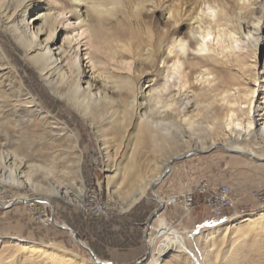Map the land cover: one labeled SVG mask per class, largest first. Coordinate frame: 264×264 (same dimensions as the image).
Listing matches in <instances>:
<instances>
[{
  "label": "bare ground",
  "instance_id": "6f19581e",
  "mask_svg": "<svg viewBox=\"0 0 264 264\" xmlns=\"http://www.w3.org/2000/svg\"><path fill=\"white\" fill-rule=\"evenodd\" d=\"M40 5H46V11L28 19ZM0 13L8 37L40 81L30 89L22 77L19 83L2 80L0 116L7 107L14 127L22 128L26 121V126L50 131V144H71L70 151L22 152L7 148L0 136V162L10 168L5 175L0 163L1 182L37 191L38 183L16 163L38 158L48 163V173L84 175L80 162L85 152L74 120L92 134L106 164L117 155L120 162L124 159L126 154H118V148L109 152V138L119 140L130 126L136 147H153L162 174L176 155L215 146L264 159V154L243 144L251 137L254 143L256 137L264 141V51L260 69L250 68L251 60L264 50V0H0ZM241 78L250 87L245 89ZM63 159L77 164L58 169L55 163ZM131 168L123 173L138 174ZM119 172L116 168L114 175ZM159 178L141 180V192ZM50 190L61 193L53 186ZM61 194L69 196L67 190ZM16 198L54 208L48 198ZM169 199L156 200L163 206ZM78 202L86 208L81 198ZM160 214L158 234L164 238L156 251L151 249L155 239H145L151 249L146 264H158L172 245L195 260L187 246L193 234H179ZM69 232L78 245L82 243L72 229Z\"/></svg>",
  "mask_w": 264,
  "mask_h": 264
},
{
  "label": "rangeland",
  "instance_id": "374dc122",
  "mask_svg": "<svg viewBox=\"0 0 264 264\" xmlns=\"http://www.w3.org/2000/svg\"><path fill=\"white\" fill-rule=\"evenodd\" d=\"M45 8L46 5H40L30 13L28 19L46 11ZM38 23L39 20H36L34 25ZM9 34L0 13V48L3 52H0V82L3 80L7 84L15 79L19 83L22 77L27 87L33 89L40 81L23 53L15 48L17 43L8 37ZM262 51H259L258 58L251 60L253 65L250 68H259ZM243 78L241 81L246 89L250 86L244 83ZM55 105L59 107L57 103ZM4 110V115L0 116V136H3L7 148L22 152L71 150V144L66 141H63L65 147L50 144V131L26 126V121L24 127H14L8 116V108ZM64 110L62 108V112ZM74 123L80 131L81 148L85 152V159L80 162L86 171L84 175L63 177L59 175L60 172L48 173V163L38 158L16 163L38 183L37 191L26 185L18 187L10 181H0V264H96L89 253L73 240L70 232L56 227L52 219L72 229L80 241L103 261L146 264L151 249L156 251L164 238V235L158 234V213H161L159 217L165 219L167 226L179 234H193V238L187 240V246L196 258L194 260L188 253L172 245L158 264H264V203L257 202L249 194L251 184L264 175V160H256L245 153L227 152L221 146L198 154L176 155L168 162L167 173L154 186L155 198L151 184L141 192V180L160 177L164 168L158 167L159 159L152 146L143 144L136 147L131 126L119 140L109 138V152L113 154L118 148V154H126L124 159L120 162L117 155L106 164L92 134L81 127L77 120ZM128 137L131 139L128 140ZM259 139L256 137L254 143L251 137L243 144L256 149L258 154H264L261 152L264 151V141ZM0 163L1 172L8 175L9 164ZM76 164L75 159L57 160L55 163L58 169L67 165L74 168ZM130 167L136 168L138 174L123 173ZM116 168L120 169L118 175H114ZM203 179L214 185L243 182L246 187L234 191L233 203L221 217L212 215L197 196L193 206L186 210L182 196L192 192ZM51 186L61 193L67 190L68 198L61 193L51 192ZM26 194L29 197L48 198L54 208L49 204L44 206L38 200L29 205L16 198ZM174 196L177 197L175 203L166 202L159 207L157 197L168 200ZM79 198L87 207L91 205L95 212L85 211L86 208L78 202ZM11 201L14 202L12 207H4ZM95 206H99L100 212L96 211ZM257 215L258 218L254 219ZM149 225L152 227L147 228ZM225 231L227 233L224 235ZM17 236L30 242L25 244L18 241ZM149 238L155 239L151 249L145 242ZM19 242L30 248L22 249ZM30 245L37 248L31 249Z\"/></svg>",
  "mask_w": 264,
  "mask_h": 264
},
{
  "label": "built area",
  "instance_id": "2783aa9c",
  "mask_svg": "<svg viewBox=\"0 0 264 264\" xmlns=\"http://www.w3.org/2000/svg\"><path fill=\"white\" fill-rule=\"evenodd\" d=\"M246 187V184L240 182H228L219 185H213L211 182L203 179L200 180L192 192L186 193L182 196V202L184 208L189 210L194 204V198L197 196L201 199L202 204L206 206L209 212L217 217H221L225 214L226 210L233 203V194L237 188ZM249 194L257 202L264 203V175L259 176L256 181L251 184ZM169 204L177 201V197H171ZM90 205V204H89ZM96 211L100 212L99 206H95ZM89 212H95L93 207H87Z\"/></svg>",
  "mask_w": 264,
  "mask_h": 264
},
{
  "label": "water",
  "instance_id": "95a60500",
  "mask_svg": "<svg viewBox=\"0 0 264 264\" xmlns=\"http://www.w3.org/2000/svg\"><path fill=\"white\" fill-rule=\"evenodd\" d=\"M247 155H248V154H247ZM248 156H249V155H248ZM250 157H251V156H250ZM251 158H254V159H256V160H264V159L255 158V157H253V156H252ZM165 174H166V173H165ZM165 174H162V175L160 176L159 181L162 179V177H163ZM159 181H158V182H159ZM153 189H154V187H153V185H152V186H151V190H152V193L154 194ZM154 195H155V194H154ZM157 202H158V201H157ZM159 207H161V205H159ZM52 222H54L53 219H52ZM59 227L62 228L63 230L70 231V228H69L68 226H66V225H60ZM74 236H75L76 240L80 242V239H79L76 235H74ZM79 245H80L82 248H84V249L89 253L90 257L92 258V260H93L96 264H112V262H109V261L103 262L102 260H100V259H99V258L93 253V251H92L87 245H85V244H83V243H79Z\"/></svg>",
  "mask_w": 264,
  "mask_h": 264
},
{
  "label": "crops",
  "instance_id": "0c3cea01",
  "mask_svg": "<svg viewBox=\"0 0 264 264\" xmlns=\"http://www.w3.org/2000/svg\"><path fill=\"white\" fill-rule=\"evenodd\" d=\"M214 185V184H213Z\"/></svg>",
  "mask_w": 264,
  "mask_h": 264
}]
</instances>
